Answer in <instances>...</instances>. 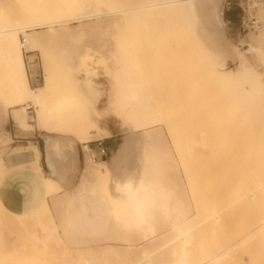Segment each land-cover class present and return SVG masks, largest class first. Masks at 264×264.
Returning <instances> with one entry per match:
<instances>
[{
    "label": "rangeland",
    "instance_id": "rangeland-1",
    "mask_svg": "<svg viewBox=\"0 0 264 264\" xmlns=\"http://www.w3.org/2000/svg\"><path fill=\"white\" fill-rule=\"evenodd\" d=\"M76 1L82 2L0 0L1 24H27L34 18L57 22L38 28L48 37L43 53L20 47L30 87H44L46 69L53 80L50 99L69 101L71 124L55 128V133L36 128L37 110L31 101L17 105L32 128L24 130L16 124L15 128L36 130L40 135L28 140L38 141L42 151L46 135L78 139L79 158L69 183L47 197L50 212L41 204L30 213L16 214L0 201V264L134 260L139 246L147 243L143 238L154 234L144 235L126 210L118 209L111 199L110 178L80 183L83 167L95 169L98 164L82 154L81 146L89 140L91 146L97 139L104 146L109 142L108 155L98 160L104 162L125 130L146 121H154V126L134 132L139 138L134 151L154 177L145 212L157 221L155 234L167 241L182 222L191 227L201 223L191 240L200 245L192 243L194 251L198 249L194 254L202 250L203 257L240 239L264 219V55L257 56V46L251 41L264 30L258 9L263 3L221 0V26L229 45L225 48L213 34L201 36L199 26L185 11L113 14L109 10L146 0H99L91 12L100 15L78 21L73 18L80 15ZM251 16L261 25L252 26ZM64 48L74 54L71 60L63 55ZM211 58L217 60L218 70H244L251 74L249 80L225 90L217 86L210 75ZM3 66L0 59V96L12 100ZM28 104L33 106L30 111L24 108ZM83 129L87 134L79 140ZM11 140L4 130L0 132V158L6 164L13 153ZM30 145L24 149L28 153ZM250 191L254 197L248 195ZM213 211L220 213L216 221L209 216ZM255 233L212 264H264V230ZM167 253L164 260L171 257Z\"/></svg>",
    "mask_w": 264,
    "mask_h": 264
},
{
    "label": "bare ground",
    "instance_id": "bare-ground-1",
    "mask_svg": "<svg viewBox=\"0 0 264 264\" xmlns=\"http://www.w3.org/2000/svg\"><path fill=\"white\" fill-rule=\"evenodd\" d=\"M98 2L99 0H96L95 2L93 0L92 1L82 0V2L76 1L77 6H75L76 7L75 9L80 12V15L73 17V18H77L75 20H78V18L88 19V18L95 17L94 15H97V13H94L91 11L94 8L98 7L99 5ZM220 3H221V0H146V1H143L142 3H138L134 5H121L119 6V8L115 10H109V12H112L113 14L114 13L129 14V13H136V12L169 13V12L185 11L189 14L188 15L186 13L188 16L192 18L194 23H196V25L199 26V29L201 30L200 32L201 36H204V34H208V33L213 34L217 38L218 44L224 46L225 48L226 47L228 48L229 45L223 35V29L221 26L222 20L220 17ZM259 3H263V5H260L258 9L261 14V18L264 19V1H261V2L253 1V4L255 5H258ZM58 10H61V8H58ZM109 14L107 13V15ZM73 18H70V20ZM56 23L57 22H54V21H41L38 18L31 19L28 21L27 24H21V25L18 22H15V24H1L0 23V51H1L0 59L3 60L4 66H5L4 72L6 71L5 76H6L8 88H9L8 90L11 94V98H13L11 100L6 95L7 97L0 96V100L2 101L6 111H8L9 116L22 129L32 128L33 125L27 120V117L21 113V110H20L21 108L19 105H17V103L20 101H23L25 103L27 101H31L33 103V106L34 105L36 106L37 113H36V116L34 117V121H35L36 128L39 130H43L47 133H55L56 131H58L56 129L63 128L67 124H71V122L67 120L68 114H69V111H68L69 101L63 98H58L55 100L50 99V95L52 94V91H53V84H52L53 80L51 79V74L49 71L45 69L46 78H45L44 87L42 88L38 87L35 89H32L30 87L28 77H27L26 67H25L26 65H25L22 50L20 47L22 46V48H24L25 51L38 50L41 53H43L46 42L48 41V37L44 33H39L38 28L53 26V25H56ZM20 33L23 34L22 36L23 40L21 37L22 42L18 44V38H19ZM251 41L257 46V54H258L257 56H263L264 55V30L260 31L258 36L251 37ZM232 48H234L233 51L236 50V46H233ZM62 52H63V55L66 57V60H71L74 57V54L71 53V51L68 50L67 48L62 49ZM237 52H239V50H237ZM230 53H231V56H233L232 51H230ZM237 56H238V53H237ZM212 60H213V63H210V65L211 64L212 65H211V69H209L211 73L210 75L214 77V83L216 82L217 86L218 85L224 86V90L226 86L228 88L229 86H239L241 84H244L247 80H249L248 78H250L251 76L250 73H247L244 70L232 71L231 69H228L225 71H220L217 68V63H218L217 60H214L213 58H211V61ZM206 72H205V76H206ZM215 89L216 87L214 86V90ZM221 98H222V95L220 99ZM26 107L27 105L24 107L25 110H27ZM153 122L154 121H146V122H142V124H139L137 122V128L146 127V126L152 127ZM74 123L75 122H72V124ZM81 133L84 136L78 135L79 140H84L85 135L87 134L86 129L84 131H81ZM45 141H46V146L48 149H50V147L53 146L54 143H57V146H56L57 151L59 150L62 152L63 158L66 157L65 158L66 163H64L65 165L63 164L62 167H64V169L61 170V172H58L52 169V173L55 177H51L44 173L42 164H41V153H40L41 151L38 150L37 147L34 150L33 160L27 163V165L31 166L34 170L38 171L42 175L47 197H49L51 195H54L57 192H61L63 185L69 183L70 178L72 177L74 172L77 170L78 157L76 155V148H75L76 145L74 141H78V139H72L70 137H65V138L51 137L50 135H46ZM82 143H86V142H82ZM71 148H73V152ZM54 150H53V153H54ZM12 151L13 153L19 152L20 148L18 147L13 148ZM56 153L57 152H55L54 154ZM97 162L99 163L97 164L95 169H92L90 166H85V169L82 171L80 175L81 184L91 179H94L95 181H99L100 179L105 178V177L109 178L110 169L107 167L106 163L103 161H97ZM143 163L144 162H142V164ZM142 164H141V167L143 166ZM9 168L5 165L4 160L0 158V178L4 175V173ZM52 168H54V166ZM144 168H147V167H145L144 165ZM147 170L148 169L146 170L144 169L143 171L139 172L140 175L137 178L136 182L134 183V186L126 194H124L123 196H116L112 194L113 196L111 197V199L117 204L118 209L120 210L122 209L123 211L126 210L127 215L131 217L132 220L134 221V225L142 229L143 232L145 233L144 235L154 234V235H151L150 238H145V239L143 238V241L144 242L147 241V243L139 246V252L134 260L127 258V259H124V261H122L120 264H212L214 262L219 261V258L222 257L227 251H229L231 248L235 247L236 245L241 244L250 235L252 237L253 233L262 232V230H264V219H262L258 223L254 224L253 227L251 226L252 228L248 232H246L244 235H242L240 239H238L235 242L234 241L231 242L230 245L224 247L221 250L218 249L219 251L215 252L214 254L209 255L208 257H203V254H202L203 252L201 253L202 250L197 251L198 253L197 255L201 253V256L199 255V257H196L197 255L194 254V252L197 249L196 248L194 251V244L196 242L194 240H193L194 242H192L191 240V235H193L192 232L195 231V229L198 227L197 225L201 223H197L195 224V227H191L192 225L189 226V225H186L185 222H182L181 225L176 227L175 236L173 238L168 239L167 241H162V237L160 239V234H155L154 226L155 224L157 225V221L151 219L145 212V208H147V204L149 201L148 196H147L148 190L152 186V181H151L150 175ZM102 182H103V179H102ZM123 182H124L123 185L125 186L126 184L125 182H128V181L124 180ZM129 184H130V180H129ZM116 185H118V183ZM129 186L131 185H128V187ZM152 189H153V186H152ZM248 195L250 197H254V193L251 191ZM108 198L110 199V197ZM47 199L42 203V207L47 212H50V206H49ZM217 212L218 211L216 212L213 211L212 214L209 215L211 218L215 219V221L218 220V218L220 217L219 216L220 213L218 214ZM157 216L158 217L161 216L160 211L157 212ZM31 219H35V218H31ZM192 243L194 244L192 245ZM195 245L197 247L200 246L198 244H195ZM169 251H171L170 255L167 253ZM165 252L167 253V255L171 256L169 257V259L166 258L167 260H164L165 259L164 256L166 255ZM161 255L162 257H164L162 260H160V258L158 259V257ZM84 264H91V262L89 260H86Z\"/></svg>",
    "mask_w": 264,
    "mask_h": 264
},
{
    "label": "crops",
    "instance_id": "crops-1",
    "mask_svg": "<svg viewBox=\"0 0 264 264\" xmlns=\"http://www.w3.org/2000/svg\"><path fill=\"white\" fill-rule=\"evenodd\" d=\"M11 121H13V123ZM15 124L16 123L9 116L8 111H6L2 101L0 100V132L4 130L5 134L10 135L12 139L11 140L12 144L10 145L11 150L16 147L20 148L19 152L11 153L7 158L8 163L7 164L5 163L6 166L10 168L0 178V201L3 204V206L10 212L16 214H27L37 209L42 204V202L47 199V194H46L42 175L38 171L34 170L31 166L27 165V163L33 160V154L35 148L37 147L38 150L41 151L40 152L41 164L44 173L51 177H55L52 173V169L58 172H61V170L64 169V167L62 166L64 163H66L65 161L66 157L63 158L62 152L59 150L57 151L56 148L57 143H54L53 146H51L50 149H48L45 141V149H43L42 151L38 141L28 140L29 138H35L36 136L38 137L40 134L36 130H32V132L31 131L24 132L21 130L22 128L19 129L20 127L17 124L16 126L19 128L16 129ZM152 127L151 126L139 127V128L133 127L129 130H125L123 132L124 137L122 138L121 142L112 151L108 159L104 161L107 167L110 169L109 178L111 183L112 194L120 195V196L126 194L134 186V183L136 182L137 178L140 175L139 172L143 171L144 169L145 170L148 169L145 163L142 164L143 161L140 162V160H137L136 158L137 156L135 155L134 146L139 141V138L134 134V132L141 129L142 130L149 129L148 131H150L151 130L150 128ZM104 130L106 136L107 137L110 136L111 132H109L106 129ZM28 143H31L29 147L30 153L27 152L28 150H24L28 148ZM106 143H107L106 147L109 149L111 146H109V142ZM71 149L73 152V148ZM53 150L54 153L55 152L57 153L54 154ZM78 163H79V158H78ZM141 164L143 165L142 167ZM52 165L54 166V168H52L53 167ZM144 165L147 168H144ZM84 169L85 168L83 167L81 173ZM147 171L150 175V178H154L150 170L148 169ZM128 179L130 180V184ZM124 180L128 181L125 182L127 184V185L125 184V186L123 185ZM117 183L118 185H116ZM128 185L131 186L128 187ZM120 188L123 190L121 191ZM118 190H120L121 192ZM108 216L109 215H107V217Z\"/></svg>",
    "mask_w": 264,
    "mask_h": 264
},
{
    "label": "built area",
    "instance_id": "built-area-1",
    "mask_svg": "<svg viewBox=\"0 0 264 264\" xmlns=\"http://www.w3.org/2000/svg\"><path fill=\"white\" fill-rule=\"evenodd\" d=\"M256 2H261L264 0H255ZM248 9L249 6L247 5ZM250 20L252 22V26L257 27L261 25V21L256 18L255 16H251ZM23 40V37H22ZM32 108V106L30 104L27 105L26 109L30 111V109ZM108 148L106 146L103 145L102 140L101 139H97L95 141V146H91L90 142H86L84 145L81 146V152L82 154H86L90 161L95 163L97 162L100 158L108 155Z\"/></svg>",
    "mask_w": 264,
    "mask_h": 264
}]
</instances>
